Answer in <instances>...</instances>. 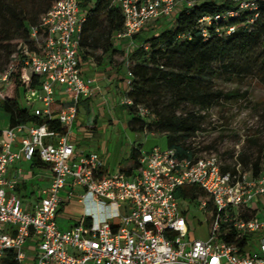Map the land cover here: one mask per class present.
I'll list each match as a JSON object with an SVG mask.
<instances>
[{"label": "built area", "instance_id": "built-area-1", "mask_svg": "<svg viewBox=\"0 0 264 264\" xmlns=\"http://www.w3.org/2000/svg\"><path fill=\"white\" fill-rule=\"evenodd\" d=\"M81 1L54 3L31 30L36 51L21 50L24 69H29L25 78L34 74L42 79L37 90L40 106L32 113L41 120L56 119L65 132L46 125H19L0 133V264H264V173L253 176L250 170L243 171L238 154L227 169L212 152L179 159L173 149L153 148L141 152L138 168L129 176L104 173L96 152L74 157L67 135L79 98L90 94L77 58L84 21ZM195 1L115 0L123 17V29L115 39L128 40L131 46L132 37L147 24L169 20L181 6ZM229 1L238 11L258 9V0ZM237 16L234 11L202 16L198 20L202 37L207 36V26ZM234 29L228 26L225 33ZM216 33L221 35L217 29ZM12 68L0 74V93L9 84ZM129 80L128 74L126 87ZM59 87L67 103L53 114ZM121 104L131 102L125 97ZM139 114L145 116L146 111L140 109ZM18 135L22 137L16 149ZM35 155L49 169L51 180L39 189L34 204L25 205L15 192L25 180L20 169L11 179L6 174L14 162H31ZM190 186L205 195L197 201L211 218L206 241L186 240V223L174 192ZM75 189L82 191L77 200L85 205L84 215L62 230L56 223L57 212L75 196ZM89 202L100 213L91 211L86 206ZM221 229L224 235L233 231L234 240H245V247L226 243ZM254 245L257 250L252 249Z\"/></svg>", "mask_w": 264, "mask_h": 264}, {"label": "trees", "instance_id": "trees-1", "mask_svg": "<svg viewBox=\"0 0 264 264\" xmlns=\"http://www.w3.org/2000/svg\"><path fill=\"white\" fill-rule=\"evenodd\" d=\"M57 1L0 0V74L13 66L8 76L13 90L4 99H1L4 94L0 93V109L8 117L9 128L46 125L51 130L65 132L56 119L41 120L32 113L42 79L34 74L28 80L25 78L21 55L23 47L30 52L36 51L31 30L38 26L41 17ZM257 6L256 11H238L229 0H196L189 7L181 6L169 20L157 19L135 34L132 37L134 46L128 52L130 80L125 93L131 102L125 106L128 113L136 114L128 123L129 130L134 133H163L166 148L173 149L179 159L195 156V150L186 142L200 131L204 118L193 112L178 113L182 106L191 105L207 111L222 100L235 98L234 92L223 93L216 88L213 80L221 74L231 78L253 76L264 86V0H258ZM79 8L84 17L78 33L79 68L89 60L99 65L103 57L111 59L117 55L119 51L115 49L114 41L115 35L123 29V17L115 0H94L92 3L82 0ZM227 11L238 12V16L207 26V36L202 37L198 20L202 16L212 17ZM150 24L161 30L147 37L142 32L152 31V27L148 28ZM228 26L235 28L231 34L225 33ZM216 29L221 35L216 33ZM24 93L31 94L32 102L25 99L20 104V96L25 98ZM87 102V99L79 98L78 106ZM146 106L151 107L154 113L153 128L131 125L143 117L139 114L140 109L148 114ZM60 109L55 104L53 114ZM263 152L264 142L253 162L237 155L242 170H250L253 176H258ZM140 154L139 148L130 150L129 159L134 169L138 168ZM41 165L37 156H33L32 166ZM174 195L177 199L189 201L205 197L195 186L179 187ZM65 204L60 206L57 216ZM86 224H89V219ZM220 234L226 243L245 247V240H234L233 231L224 235V229H221Z\"/></svg>", "mask_w": 264, "mask_h": 264}, {"label": "rangeland", "instance_id": "rangeland-1", "mask_svg": "<svg viewBox=\"0 0 264 264\" xmlns=\"http://www.w3.org/2000/svg\"><path fill=\"white\" fill-rule=\"evenodd\" d=\"M89 1L92 3L94 0ZM152 25L154 24H150L148 28L150 29ZM152 28V31L150 29L148 32L142 33L148 37L151 33H157L161 30L157 26ZM114 46L119 53L111 59H102L98 67L103 69L109 64L113 71H119V75L124 80L125 73L128 72L131 66V61L128 57L130 52L126 54L124 51L128 48L129 42L128 40L115 39ZM105 70H103L104 74ZM24 72V74H29V69H24ZM213 82L218 90L223 93L234 92L236 97L222 100L217 106L207 111L198 110V108L191 105H183L178 113L193 112L200 114L204 118L200 131L190 137L186 143L195 150L197 156L211 152L217 154L224 166H231L236 154L239 157L242 155L247 161L253 162L264 142V86L253 76L231 78L226 74H221ZM11 90H13V87L9 83L2 89L1 93L4 96L1 99L8 98ZM24 95L25 98L20 96V104H23L25 99L32 102L31 94L24 93ZM123 95H125V92L121 95L112 93L110 97V103L112 104L110 106H114V110L107 105L104 107L97 105L99 100L105 101L99 98V100H94L91 104L90 113H86L83 108H79V114L76 118V125L89 124L91 126H93V122L96 119V130L89 131L86 136L79 134L77 147L79 151L86 153H98L104 149L102 156L108 174H116L119 170H125L132 164L129 159V147L133 142H138L142 151H151L153 148L164 149L166 147L165 134L163 133H157L156 131L151 133H133L126 129V127L129 129L128 123L131 117L136 114H129L125 106L119 105L118 100H121ZM146 108L148 114L140 117V122L131 123V125L136 128L140 125L144 128L147 126L153 128V110L151 107L148 108L146 106ZM120 109L125 110L124 115L120 113ZM7 126L8 117L0 109V131L6 129ZM260 156V169L264 173V152ZM19 163L22 164L23 162L20 161ZM21 167H24V172L30 174V180L27 182L28 192L33 190L38 196L37 190L44 188V183L39 179L41 169H35L32 172L27 164ZM73 192L75 196L64 205V209L58 214L56 219V223L61 229L66 230L70 223L79 220L84 215L85 205L77 200V195L82 194V191L75 189ZM25 201L28 204H32L34 199L29 200L27 198ZM178 204L186 223V240H208L210 235V217L208 212L199 207L197 200L189 201L179 198ZM86 206L96 214L100 213V210L94 207V204L89 202L86 203ZM254 238L258 245V239ZM253 249L257 250L258 248L254 245ZM29 263L27 261L25 264Z\"/></svg>", "mask_w": 264, "mask_h": 264}, {"label": "crops", "instance_id": "crops-1", "mask_svg": "<svg viewBox=\"0 0 264 264\" xmlns=\"http://www.w3.org/2000/svg\"><path fill=\"white\" fill-rule=\"evenodd\" d=\"M80 16H83L82 13H80ZM132 43V41H131ZM134 44L132 43V45L128 46V48H126L124 51L125 53L127 54L131 47H133ZM104 59H107V57H103V60ZM106 69V70H105ZM103 70H105V74L103 72ZM80 73H81V77L82 79L85 81V82H89L90 84V94L89 96L87 97H81V100H88V104L84 105V104H80L78 106V113H77V116L79 114V108H83L86 113H90V106L91 104L93 103L94 100H99V98L101 99H104L105 101H98L99 104L97 105H100V106H110V97L112 95V93H119L120 95L121 94H124V92L126 93V81L128 79V73L126 72L125 73V78L124 80L122 79V77L119 75V71L115 72L111 69L110 65H106L105 68L103 69H100L98 67V65L93 61V60H89L87 61L85 64H83L81 67H80ZM110 74V75H109ZM115 74V75H113ZM107 75V76H106ZM109 76H112V77H109ZM125 98V95H123L121 97V100ZM118 100V99H117ZM121 100L119 99L117 102L119 103L120 106H125V105H122L121 104ZM95 101V102H96ZM115 102V103H117ZM67 103V97L66 95L64 94L62 88H57L56 91H55V104L56 105H59L60 107H63L64 105H66ZM40 104L36 98L35 100V103L33 104V108H37L39 107ZM111 109L114 110V106H110ZM110 109V108H109ZM33 110V109H32ZM121 110V109H120ZM111 113V111H109ZM120 113L122 115L125 114V110H121ZM76 116V118H77ZM96 119L95 121L93 122V126L89 125V124H86V125H83V124H80V125H76V119L73 123V125L71 126L69 132H68V140H69V143L72 144L73 148H74V157H79V156H82V155H87L89 153H86V152H82V151H79L78 150V143H77V137L79 136V134H83L86 136V133H88L89 131L92 132V131H95L96 130ZM8 127V126H7ZM126 129L128 131H130L127 127ZM5 130V129H4ZM3 131V130H2ZM0 131V132H2ZM131 132V131H130ZM134 133V132H133ZM21 135H18L17 136V142L15 144V148L17 149L18 147V144H19V141L21 139ZM138 145V142H133V144L129 147V153H130V150L133 149V148H139V145ZM166 149V147L164 148ZM139 150L141 152H144V153H148L150 151H142L141 148H139ZM104 152V149L100 150V152H98L99 156L101 157V160L103 161V165H104V173L108 174L107 170H106V164L104 162V159H103V154ZM92 153V152H91ZM97 153V152H96ZM20 162V161H19ZM18 161L14 162L13 164H11L9 167H8V171H7V174H6V178L7 179H11L13 177V174L15 172V170L17 169H20L21 171V174L24 176L25 180L23 183L19 184L18 187L16 188L15 192L21 197V200L22 202L25 204V205H31V204H28L25 199L29 198L30 199H34L33 203L34 204L37 199H38V196L36 195V192L33 191V190H30L28 192V185H27V182L28 180H30V174L29 173H26L24 172V167H21V166H25L26 164L29 166V169L33 172L35 169H41V171L39 172V179L41 182L44 183L43 187H47L48 184L50 183V180H51V173L49 171V169L44 165L42 164L41 162V166H32V161L31 162H25V161H22L23 163H19ZM135 171V169L133 168V164H131L129 167L122 169V170H119L118 172H123L125 173L127 176L131 175V173H133ZM117 172V173H118ZM38 192V190H37ZM66 192V191H64ZM71 221V220H70ZM74 222L70 223L67 227V229L72 226ZM60 227V226H59ZM62 230H65V229H62ZM255 239V238H254ZM252 249H253V246H252Z\"/></svg>", "mask_w": 264, "mask_h": 264}]
</instances>
